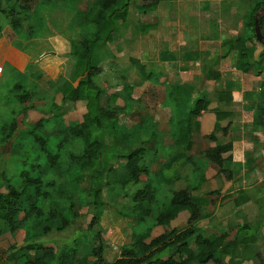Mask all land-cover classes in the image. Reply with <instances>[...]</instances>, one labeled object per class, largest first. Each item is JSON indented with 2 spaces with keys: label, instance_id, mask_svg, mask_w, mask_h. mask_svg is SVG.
<instances>
[{
  "label": "crops",
  "instance_id": "crops-1",
  "mask_svg": "<svg viewBox=\"0 0 264 264\" xmlns=\"http://www.w3.org/2000/svg\"><path fill=\"white\" fill-rule=\"evenodd\" d=\"M101 1L75 0L70 9L88 13ZM47 3L49 0H39L32 6L37 15L31 9L35 17L31 22L38 35L19 38L7 23L0 36V80L16 76V84L23 81L27 71L41 74L38 82L27 77L30 84H38L40 93L43 79L63 78L75 87L83 75L82 65L71 56V43L63 35L72 30L73 20L60 21L54 14L58 7L48 10ZM247 5L239 0H161L157 7L142 11L133 0L127 21L119 24L110 41L94 49L95 61L103 70L98 84L103 78L101 87L106 89L110 104H128L122 116L137 120L122 127L140 126L137 147L144 141L147 152L156 155L150 179L158 192L166 187L171 194L191 186L195 197L206 200L204 218L197 223L206 237L231 230L234 236L237 227L264 220L260 212L264 204V121H255L259 107L264 106V42L248 39L244 46L250 57L245 61L241 60L242 44L234 43L251 37L244 23ZM74 30L80 31L77 25ZM198 98H205L210 105L193 117L190 105ZM73 104L85 105L82 101ZM86 112L87 108L83 115ZM179 112L185 114L179 116ZM181 129H189L190 136L181 135ZM212 134L215 139H208ZM227 144L232 149L223 156L227 159L223 169L229 176L203 158L206 151ZM171 155L177 163L168 172L171 177L162 178V165ZM146 183L147 179H142V185ZM189 219L190 212L183 209L168 228H156L153 236L168 229L183 231ZM3 240L4 235L0 246ZM24 240L12 245L19 246ZM263 241L261 237L251 244L243 264H256ZM15 252L16 258H9L11 246L0 250V264H20L22 256H27L26 262L35 256L34 251ZM2 253H7L6 259ZM239 259L224 257L223 261L242 263Z\"/></svg>",
  "mask_w": 264,
  "mask_h": 264
},
{
  "label": "trees",
  "instance_id": "trees-1",
  "mask_svg": "<svg viewBox=\"0 0 264 264\" xmlns=\"http://www.w3.org/2000/svg\"><path fill=\"white\" fill-rule=\"evenodd\" d=\"M35 1L0 0V14L6 18L19 38L31 39L39 34L34 31L29 7ZM71 1L73 3L68 5V9L74 6L75 0ZM132 1L102 0L88 13H76L71 9L75 14L71 32H77L74 25L80 31L76 38L66 33L63 35L70 41L71 56L82 65L83 75L75 87L60 78L56 88L63 94V103H86L87 112L82 122L66 123L64 115L55 114L61 110L56 103L47 110L37 109L33 104L40 96L37 83L19 81L9 92V102L12 105H21L23 111L38 110L45 116L27 129L39 155L31 158V153L27 154L25 168L19 174L20 183L14 185L4 176L6 192L0 190V238L5 231L15 233L24 230L27 233L23 245H11L12 253L9 258H16L18 254L15 249H20L21 252H35L34 258L28 259L25 264H225L224 257L239 258L242 247L245 246L243 250L246 251L248 245L257 241L248 235L250 230L247 224L237 227L233 237L232 230L220 235L204 236L197 223L204 218L202 212L206 200L195 197V188L191 186L185 190L172 191L168 202L159 204L156 183L150 179L153 160L146 158L144 141L137 147L141 127L137 125L121 130L116 128L121 116L129 109L128 104L124 107L112 106L108 97L106 105H102L106 91L97 81L103 70L95 61L94 49L99 43L110 41L118 31L119 24L127 21ZM136 1L143 10L157 7L161 0ZM5 2L7 5H14L4 7ZM250 8L244 23L251 37L234 41L243 46L242 61L250 57L244 46L245 42L248 39L258 41L255 32L257 16L264 35V0H253ZM2 31L0 26V36ZM234 43L230 42L231 47ZM27 77L38 82L42 75L29 73ZM209 105L210 102L205 98H198L190 105L189 114L198 117L208 110ZM184 114L180 113L179 116ZM10 115L11 120L0 127V145L14 141L19 134L17 111L13 109ZM258 118L264 121V106H260L259 113L255 114V121ZM180 134L190 136V130L181 129ZM109 138H113L114 142L108 141ZM207 138L214 140L215 136L212 134ZM231 149V144L217 146L203 153V158L216 165L219 173L229 176L223 169L227 160L223 156ZM172 156L162 165V178L171 177L168 172L177 163ZM41 158L44 159L43 162L40 161ZM113 160L124 161L120 165L121 171L109 166ZM190 161L185 159V162ZM142 176L147 178V183L132 194L133 205L131 215L128 216L135 219L136 226H141L147 220H152L153 224L142 231L134 230L131 243L122 247L119 258L109 262L104 255L105 241L101 226V218L106 208L103 179L106 177V186L117 190L112 189L119 196L122 190L127 192L131 185L142 184ZM202 178L205 180L204 174ZM86 179L89 180L90 187L85 191L81 185ZM78 205L88 207L93 216L89 229L93 232L91 239L94 246H86L81 251L78 240H75L74 246L61 250L50 244H43L41 239L44 236L52 232H64L73 224L78 218ZM183 209L190 212L187 229H168L156 237L153 236L156 228H168L171 220ZM95 227L97 229L94 230ZM241 232H247V236L241 239ZM259 264H264V260L261 259Z\"/></svg>",
  "mask_w": 264,
  "mask_h": 264
},
{
  "label": "rangeland",
  "instance_id": "rangeland-1",
  "mask_svg": "<svg viewBox=\"0 0 264 264\" xmlns=\"http://www.w3.org/2000/svg\"><path fill=\"white\" fill-rule=\"evenodd\" d=\"M252 1L253 0H239L240 3H245L248 7V10H250L252 7ZM39 2V0L31 5V7L34 15H37L34 11V8L32 7L35 3ZM251 4L249 5V3ZM73 2L71 0H49L48 10H51L53 7H58L54 10V14L59 16L56 18H59L60 21H70L72 18H74L75 14L72 12L71 9H68V5H71ZM9 6H13L14 3L8 4ZM6 2L4 3V7L8 6ZM43 9V8H42ZM151 9V8H150ZM147 11L148 9H143ZM142 10V11H143ZM44 11V10H40ZM262 15L264 16V11L262 12ZM35 17H33L31 20H33ZM8 21L6 18L0 14V26L2 28L7 27ZM26 28V26H25ZM67 35L76 38L78 37L79 32L73 33L71 31H64ZM100 46V45H99ZM29 72L27 71L25 74L22 75V80H27V75ZM24 75L25 79H24ZM43 77V76H42ZM16 76L12 77H2L0 80V127L3 125L4 122L11 120L10 112L15 109L17 111V120L19 125L18 135L14 139V141H11L7 145H0V190L1 192L5 193L6 189L4 186V176L11 180L12 184L18 185L20 183V172L25 168V162H26V156L27 154L31 153V158L37 157L39 155L38 149L36 146H34V141L32 137L28 136V127L29 125L35 124L39 119L42 117H45L40 111L38 110H30V111H23L21 105L18 104H11L9 102L10 94L9 92L15 85L14 83L17 81ZM44 87L41 89L40 96H38L34 101L33 104L37 109L40 110H47L50 108V106L53 103H56L57 105H60L61 110L56 112L55 114L60 116L64 115V121L66 123L70 122H82L83 121V112L86 111V103L85 105H76L71 102H65L63 103V94L56 88V83L59 80L53 81V80H44ZM98 81V80H97ZM104 82V79L99 81V85L102 86ZM63 85V84H62ZM72 86V85H71ZM41 88V87H40ZM104 88V87H103ZM106 91V89H105ZM118 93V92H116ZM108 97L107 91L105 92L103 98H102V105H106V99ZM58 101V103H57ZM128 111V110H127ZM146 115H152V113H146ZM133 118V116H132ZM135 118V117H134ZM130 119V120H129ZM133 119L121 116L118 124L116 125L117 129H124L122 127L123 125L128 126L130 123L133 124ZM135 123L137 120H133ZM126 128V127H125ZM153 131L154 128H153ZM160 135V134H159ZM1 136H0V144H1ZM109 141V139H108ZM16 145V146H15ZM112 151V150H111ZM146 158L148 160H154L156 158L155 154H149L147 152ZM41 162L44 161V159H40ZM33 161H31L32 163ZM124 161H118L113 160L110 162L109 166H114L117 169H121L120 165ZM121 171V170H120ZM143 180H146L147 178L145 176H142ZM106 177L103 179V199L106 202V208L104 210V213L101 218V226L103 228V234L102 237L105 241V251L104 255L106 259L109 262H113L117 258L120 257L121 249L123 246L128 245L131 243V235H132V229L135 230H145V228L149 227L153 224L152 220H147L145 223H143L141 226H133L135 223V219L128 216V214L131 215V207L133 205L132 203V194L137 191L138 189L142 188V184H139L137 186L131 185L127 192L124 190L121 191L120 195H115L113 193L114 188H108L106 186ZM90 187L89 180H84L83 184L81 185V188L83 190H88ZM162 192H158V200L159 204L167 203L169 199V193L167 192V188L163 187ZM115 190V189H114ZM117 191V190H115ZM161 198V200H160ZM161 201V202H160ZM264 202V201H263ZM76 212L78 214V218L73 221V224L64 232L58 233V232H52L48 234L47 236H44L41 239V242L43 244H50L52 247H58L60 250L67 247H72L75 245V240H78V245L80 246V250L83 251L86 246L93 245L94 242L92 241V235L93 232H90L89 224L92 220V214L89 211L88 207L83 206H77ZM261 215L264 216V204L260 207ZM249 226V232L250 236H253L256 240L258 238L264 237V234L261 235V230H264V220L258 221L257 223H251L248 224ZM0 227H2V222L0 221ZM97 229V227L94 228V230ZM234 232V230H233ZM4 240L2 245L0 246V250H3L10 247L15 241L21 242L27 237V233L24 230H19L15 233H10L5 231L3 233ZM247 236V232H241L240 238H244ZM231 237L232 232H231ZM19 246L23 245L18 243ZM254 244V243H253ZM18 246V247H19ZM251 244L247 246L246 251L245 246L242 247L239 251V260L243 263L247 262L245 260L247 253L249 252ZM248 251V252H247ZM247 252V253H246ZM259 256L257 259H255L256 264L260 263V260H264V241L262 242L260 249H259ZM2 259L7 258V253H2ZM22 259L20 260V264H24L27 260V256H22Z\"/></svg>",
  "mask_w": 264,
  "mask_h": 264
},
{
  "label": "water",
  "instance_id": "water-1",
  "mask_svg": "<svg viewBox=\"0 0 264 264\" xmlns=\"http://www.w3.org/2000/svg\"><path fill=\"white\" fill-rule=\"evenodd\" d=\"M255 32H256V36L259 42H264V35H263V31L259 25V21H258V16L256 17V22H255Z\"/></svg>",
  "mask_w": 264,
  "mask_h": 264
}]
</instances>
